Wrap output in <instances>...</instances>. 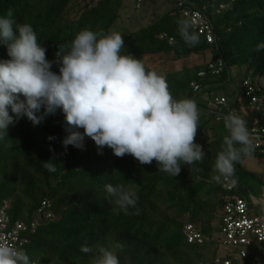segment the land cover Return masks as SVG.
<instances>
[{
    "label": "trees",
    "instance_id": "1",
    "mask_svg": "<svg viewBox=\"0 0 264 264\" xmlns=\"http://www.w3.org/2000/svg\"><path fill=\"white\" fill-rule=\"evenodd\" d=\"M136 1L0 0V17L11 9L10 19L30 24L49 61L57 59L60 45H70L84 29L120 33L125 41L121 54L140 59L147 71H155L146 63L149 57L179 61L209 50L212 53L207 63L156 71L166 78L173 99L194 100L200 113L194 142L203 146L205 159L194 166L181 164L178 176L159 172L156 161L142 165L130 154L116 157L107 146L99 154L87 136L83 149L68 145L65 150L62 141L68 135V125L59 108L39 124L22 116L8 126L7 136L0 138V203L8 202L11 224L40 220L35 232L22 233L28 240L19 250L26 252L30 264H93L100 246L115 251L119 264H212L219 255L224 206L233 192L224 187L225 180L217 183L212 179L223 138L229 135L218 116L235 109L247 126L264 128V104L260 115L251 108L242 86L251 76L264 96V49L256 51V46L264 43V0H163L164 11L157 16L148 0ZM152 1L156 4L159 0ZM179 1L209 17L215 43L194 29L200 42L194 47L184 42L176 23L186 19L177 6ZM221 3L227 5L225 9H219ZM152 14L151 21L146 22V15ZM220 56L225 64L215 73L211 64ZM7 59V48L0 44V60ZM234 67H245V76L227 95ZM51 70L59 74V65L53 63ZM192 83L200 84L202 90L194 91ZM221 96L227 98L228 105L211 107L210 101ZM9 114L15 119L10 108ZM260 149L264 150V144ZM245 158L234 162V175H251L261 181L243 166ZM50 160L55 172L43 166ZM108 184L123 185L134 194L136 206H130L127 213L120 210L106 191ZM236 192L247 197L243 191ZM44 201L51 202L53 218L40 217L38 209ZM189 223L210 240L189 242L185 233ZM85 244L94 248L93 254L80 251Z\"/></svg>",
    "mask_w": 264,
    "mask_h": 264
},
{
    "label": "clouds",
    "instance_id": "2",
    "mask_svg": "<svg viewBox=\"0 0 264 264\" xmlns=\"http://www.w3.org/2000/svg\"><path fill=\"white\" fill-rule=\"evenodd\" d=\"M12 15L9 9L0 17V44L6 46L9 57L0 60V138L7 136L8 126L20 117L39 124L59 108L68 125L62 141L65 150L68 145L83 149L87 136L99 154L107 146L116 157L130 154L142 165L156 161L158 171L172 177L180 174L181 164L203 163L206 153L194 142L200 118L196 102L173 99L165 77L147 71L133 55H122L125 41L120 33L81 30L70 45L59 46L55 61H49L33 27L16 23ZM176 23L188 46L200 42L191 21ZM262 49L264 43L256 46V51ZM53 63L59 65V74L51 70ZM224 125L229 135L224 136L223 150L212 169L217 183L233 176L234 162L253 154L247 122L230 113ZM81 128L83 133L75 130ZM43 166L56 171L51 160ZM106 191L125 213L136 206L134 194L123 185L108 184ZM80 251L93 254L94 248L85 244ZM98 252L93 264H119L115 251L100 246ZM0 264H30V258L25 251L0 241Z\"/></svg>",
    "mask_w": 264,
    "mask_h": 264
},
{
    "label": "built area",
    "instance_id": "3",
    "mask_svg": "<svg viewBox=\"0 0 264 264\" xmlns=\"http://www.w3.org/2000/svg\"><path fill=\"white\" fill-rule=\"evenodd\" d=\"M142 1L137 0L136 2L141 3ZM177 6L182 10L183 16L192 22L194 30L205 35L209 42H216L214 25L202 10L188 6L183 1H179ZM226 6L225 3H221L219 9H225ZM224 64L225 61L220 56L216 63L211 64V67L215 73H219ZM242 86L249 97L251 108L261 115L264 104V96L261 95L262 87L251 76L243 80ZM192 87L197 92L202 90L198 83H192ZM219 105H228L225 96L215 97L210 103V106L214 108ZM230 113L238 116L237 110L229 109L227 114H219L218 117L224 120V117ZM247 128L252 143L256 148H260L263 145L264 128L258 126H247ZM224 187L233 192L225 203L221 223L219 250L223 248L225 252L224 254L219 252L212 264H264V216L255 213L248 198L236 192L240 185L233 176L225 179ZM50 207L51 202L44 201L38 209L40 217L53 218L54 214L49 210ZM7 209V201L0 203V241H6L10 246L19 250L28 240L22 233L28 230L35 232L40 220H34L30 224L22 221L11 224ZM185 233L189 242L202 244L210 240V237L204 235L196 225L191 223L185 226Z\"/></svg>",
    "mask_w": 264,
    "mask_h": 264
},
{
    "label": "rangeland",
    "instance_id": "4",
    "mask_svg": "<svg viewBox=\"0 0 264 264\" xmlns=\"http://www.w3.org/2000/svg\"><path fill=\"white\" fill-rule=\"evenodd\" d=\"M127 2V1H126ZM127 5H130V2H127ZM163 0H159L156 4L153 3L152 0H148L147 4L153 6V10L157 11V14H161L164 10L161 9L163 6ZM147 5V6H148ZM166 8H170V6H167ZM138 15H141L140 11H136ZM153 15H146V22L151 21L153 18ZM125 21V20H124ZM145 23V22H144ZM211 51H207L205 54H199V55H192L189 58L181 59L179 61H171L168 60L165 56H155V57H149L146 59V63H148L153 69L157 72H168V71H176L181 69L184 65L192 66L202 63H207L211 60ZM232 74H233V82L229 85L228 90L225 91V94L230 95L232 93V90L235 88L237 83L245 76V67H234L232 68ZM261 84L264 85V77L261 79ZM211 103V101H210ZM264 144V139L262 141ZM253 145V154L251 156H246V158L243 161V166L253 173H256L261 181H258L254 179L251 175H243L238 173L237 177L241 181L242 185L246 187L251 193H254L256 195H260V184H264V154L263 155H257L254 154V152H264L260 148H256L255 145ZM238 191H243L245 195L247 196L250 205L254 209V212L259 214L260 205L254 201V199L247 194L243 188L240 186ZM221 254H224L225 250L221 249Z\"/></svg>",
    "mask_w": 264,
    "mask_h": 264
},
{
    "label": "water",
    "instance_id": "5",
    "mask_svg": "<svg viewBox=\"0 0 264 264\" xmlns=\"http://www.w3.org/2000/svg\"><path fill=\"white\" fill-rule=\"evenodd\" d=\"M233 177L238 181L239 185L243 188V190L249 194L256 203L260 205L259 214L264 216V184H260V195H256L251 193L246 187H244L241 181L233 174Z\"/></svg>",
    "mask_w": 264,
    "mask_h": 264
}]
</instances>
